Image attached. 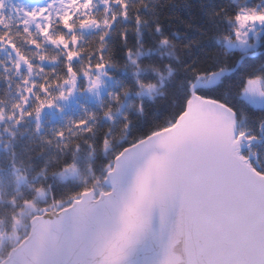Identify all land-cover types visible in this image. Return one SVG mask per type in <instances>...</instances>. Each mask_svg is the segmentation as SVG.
Segmentation results:
<instances>
[{
    "label": "snow or ice",
    "instance_id": "1",
    "mask_svg": "<svg viewBox=\"0 0 264 264\" xmlns=\"http://www.w3.org/2000/svg\"><path fill=\"white\" fill-rule=\"evenodd\" d=\"M0 264H264V0H0Z\"/></svg>",
    "mask_w": 264,
    "mask_h": 264
}]
</instances>
